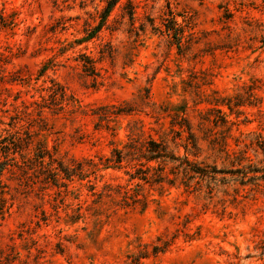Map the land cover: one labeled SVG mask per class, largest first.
Returning <instances> with one entry per match:
<instances>
[{"label": "rangeland", "instance_id": "rangeland-1", "mask_svg": "<svg viewBox=\"0 0 264 264\" xmlns=\"http://www.w3.org/2000/svg\"><path fill=\"white\" fill-rule=\"evenodd\" d=\"M109 1L0 0V264H264V0Z\"/></svg>", "mask_w": 264, "mask_h": 264}, {"label": "trees", "instance_id": "trees-1", "mask_svg": "<svg viewBox=\"0 0 264 264\" xmlns=\"http://www.w3.org/2000/svg\"><path fill=\"white\" fill-rule=\"evenodd\" d=\"M117 0H110L107 7L104 10V15H103V22L107 19L108 15L110 14L113 6L116 4ZM168 24L170 25H166L165 26V31L167 32V34H169L170 31L173 32V38L176 41L177 47L180 48L181 46V42L183 39V29L181 27L178 26V24H176V21L173 20V17L170 18V20L168 19ZM99 28V27H98ZM88 66L86 67L87 69L89 68V70H91L93 67L91 65L90 62H88ZM229 106V105H228ZM15 148H19L17 146V144L13 143ZM149 146L146 148V152L148 153V157H147V161H153V160H162L164 162L169 161V162H179V164L175 165V169H182V173H184V175H189V174H198L201 178H208V179H213L216 180V174L218 173H222V171H213V174L207 172L206 170H201L198 171V169H193V167H191V164L187 161L186 158L181 159L180 157H175V156H171L168 154L166 147L164 145H162L161 143H157L153 140H150L148 142ZM8 150L9 148L7 147V145L5 146ZM40 158H43V155H39ZM6 165L5 162H1L0 163V178L2 175V172L4 170V166ZM245 173H244V177H245ZM192 177V176H190ZM146 178V177H145ZM261 178H264V175L261 176ZM159 179H161V177H159ZM251 179L255 180L258 179L257 177H252ZM0 184H1V179H0ZM2 210H3V206L0 203V215L2 214Z\"/></svg>", "mask_w": 264, "mask_h": 264}]
</instances>
